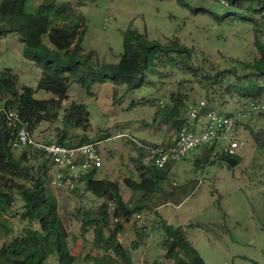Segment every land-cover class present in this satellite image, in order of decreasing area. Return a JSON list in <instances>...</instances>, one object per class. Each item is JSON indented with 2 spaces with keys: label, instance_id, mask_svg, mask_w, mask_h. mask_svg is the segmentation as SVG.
<instances>
[{
  "label": "rangeland",
  "instance_id": "1",
  "mask_svg": "<svg viewBox=\"0 0 264 264\" xmlns=\"http://www.w3.org/2000/svg\"><path fill=\"white\" fill-rule=\"evenodd\" d=\"M56 1L58 5H71L84 17L83 50L94 53L100 63L119 61L123 50L122 31L129 26L145 33L150 41L165 42L177 37L183 45L193 49L191 64L211 74L224 69L235 70L230 59L251 61L257 56L256 16L209 0H183L185 5L176 0ZM38 5V0H29L26 12L34 13ZM222 16L225 17L219 19ZM258 37L264 44V31L260 30ZM3 69L17 75L19 86L33 88L36 99H51V94L37 89L41 69L25 57L23 44L16 34L0 37V70ZM161 72L163 77L147 73L141 85L131 90L106 78L93 86V95L86 93L79 82H73L69 97L63 103V107L71 101L85 104L90 125L87 136L99 141L101 155V166L94 177L118 181L124 199H128L130 193L123 179L138 176L134 161L138 152L129 139L153 143L158 142V137L172 133L162 119V111L158 110L163 109L169 95L178 90V82L184 81L181 91L187 94L186 104L206 99L223 114L236 113L251 101L235 93L226 94L223 86L199 84L173 68H164ZM232 81L233 77L229 82ZM253 101L264 105V97ZM159 102L164 105L160 106ZM61 115L62 111L53 122L39 123L34 135L55 141V130L61 128ZM260 132H263L258 134L263 137L261 145L254 137ZM71 134L80 135L81 130L73 129ZM236 134L240 144L236 155L240 161L234 167L221 160L219 147L212 150L208 162L201 159L203 149L196 148L188 152L185 159L173 163L169 178L172 184L182 187L158 207L160 195L155 194L147 207L133 214L130 224H125L118 236L122 246L130 251L133 264L163 261L162 220L185 231L205 264H264V111L250 115ZM50 190L69 233L72 263L92 264L86 256L100 257L102 250L94 248L92 230L82 232L74 214L78 209L96 210L102 199L83 192V184L77 193ZM22 204L17 195L11 213L4 217L6 222L1 218L13 230L0 231V245L1 241L21 234ZM114 225L113 221L111 228ZM136 229H142L144 238L133 249ZM45 264L56 262L50 257Z\"/></svg>",
  "mask_w": 264,
  "mask_h": 264
},
{
  "label": "trees",
  "instance_id": "2",
  "mask_svg": "<svg viewBox=\"0 0 264 264\" xmlns=\"http://www.w3.org/2000/svg\"><path fill=\"white\" fill-rule=\"evenodd\" d=\"M176 1L185 5L183 0ZM209 1L256 16L255 59H230L235 65L233 71L203 72L202 68L191 64L193 49L183 45L177 37L165 42L150 41L145 33L129 26L122 31L123 50L119 61L100 63L94 53L84 52L85 19L71 5H58L56 0H38L36 11L29 14L26 12L29 0H0V37L10 33L19 36L25 57L41 69L37 89L52 96L51 99L38 100L34 97L33 88L18 85L17 75L11 70H0V231L13 230L1 218L6 222L4 217L11 213L17 195L23 201L19 214V221L23 224L21 234L1 241L0 264H45L50 257L55 259L56 264H73L69 233L62 221L58 202L50 190L48 172L51 164L44 154L29 147H12L21 125L34 132L39 123L58 119L60 111L61 128L55 130L56 143L79 146L99 142L87 136L90 125L85 104L71 101L63 107L73 82H79L89 95H93V86L106 78L131 90L141 85L147 73L163 77L161 69L169 67L191 76L199 84L207 82L210 86H223L226 94L235 93L245 100L264 97V44L258 37L264 22V0H224L227 5L220 4V0ZM232 77L233 81L229 82ZM183 82L177 83L178 90L172 92L169 102L158 110L162 111V119L172 134L186 123L184 111L187 94L181 91ZM10 111L18 115L15 127L7 125L3 114ZM73 129L81 130V134L72 135ZM262 133L254 134L259 145L263 137L260 138L258 134ZM211 154L212 148H204L201 159L208 162ZM140 155L134 159L137 179L125 177L122 181L130 193L128 199H124L118 181L96 179V170L82 178L83 192H90L102 199L96 210L78 209L74 214L82 232L92 230L94 248L102 250L100 257L86 256L85 259L93 261L92 264H133L130 251L118 240L125 224H130L133 214L147 207L155 194L160 195L158 207L182 187L172 184L169 178L172 164L163 168L146 167L141 164ZM220 158L230 167L240 161L236 154L221 155ZM117 217L119 221L111 228ZM160 229L163 261L155 260L152 264H205L183 229L163 220ZM135 233L137 239L133 249L144 238L142 229H136Z\"/></svg>",
  "mask_w": 264,
  "mask_h": 264
},
{
  "label": "built area",
  "instance_id": "3",
  "mask_svg": "<svg viewBox=\"0 0 264 264\" xmlns=\"http://www.w3.org/2000/svg\"><path fill=\"white\" fill-rule=\"evenodd\" d=\"M220 4L227 5L224 0ZM264 31V22L262 24ZM163 106V102H159ZM264 111V105L258 101H249L244 108L236 113L223 114L211 106L206 99L188 103L184 118L187 122L181 126L169 143H148L131 137L140 155L141 164L146 167L163 168L167 164L185 159L193 149L219 147L221 155H235L239 147L237 130L252 114ZM7 125L15 127L18 115L14 112H4ZM118 137V136H117ZM98 142H88L79 146L58 144L55 141L37 138L33 131L21 125L12 142L13 148L29 147L44 154L51 164L48 172L49 184L56 190L72 191L76 189L82 178L101 166V155ZM137 154V155H138ZM115 218L114 222H118Z\"/></svg>",
  "mask_w": 264,
  "mask_h": 264
},
{
  "label": "crops",
  "instance_id": "4",
  "mask_svg": "<svg viewBox=\"0 0 264 264\" xmlns=\"http://www.w3.org/2000/svg\"><path fill=\"white\" fill-rule=\"evenodd\" d=\"M186 122H187L188 125H191V126L195 125L193 122H188V121H186ZM169 132H171V131H169ZM174 135H175L174 133L173 134L171 133L169 136H166V137H158V142H153V143H156V144L169 143L172 140ZM51 188H53V187H51ZM54 190L57 191L56 189H54Z\"/></svg>",
  "mask_w": 264,
  "mask_h": 264
},
{
  "label": "clouds",
  "instance_id": "5",
  "mask_svg": "<svg viewBox=\"0 0 264 264\" xmlns=\"http://www.w3.org/2000/svg\"><path fill=\"white\" fill-rule=\"evenodd\" d=\"M35 137H36V136H35ZM49 185H50V184H49ZM79 186H80V185H79ZM79 186H78V187H79Z\"/></svg>",
  "mask_w": 264,
  "mask_h": 264
}]
</instances>
